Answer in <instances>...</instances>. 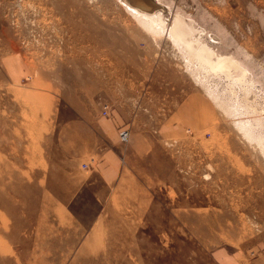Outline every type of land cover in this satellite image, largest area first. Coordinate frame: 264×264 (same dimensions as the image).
Returning <instances> with one entry per match:
<instances>
[{"label":"rangeland","instance_id":"374dc122","mask_svg":"<svg viewBox=\"0 0 264 264\" xmlns=\"http://www.w3.org/2000/svg\"><path fill=\"white\" fill-rule=\"evenodd\" d=\"M151 1L248 76L199 81L121 0H0V264H264V0ZM83 118L130 131L109 187L61 152Z\"/></svg>","mask_w":264,"mask_h":264},{"label":"bare ground","instance_id":"6f19581e","mask_svg":"<svg viewBox=\"0 0 264 264\" xmlns=\"http://www.w3.org/2000/svg\"><path fill=\"white\" fill-rule=\"evenodd\" d=\"M121 1L123 3H125V5H126L125 8L127 9V11L130 12L139 21V23L142 24L147 29V31L153 33L156 36H158V35L159 36H162V35L168 36V38H170L174 42V44L178 47V49H181V51L184 53L187 69L190 70L191 73L196 77V79L198 78L199 81L202 82V80H201L203 78L202 75L204 76V74H202V71H203V73H205V72H209L210 69L211 70L213 69L217 72V70L219 71V70L228 69V68L230 69V67H235L236 69L240 68L241 71L244 74L247 73L246 76H248L247 69L242 66L243 63H241L242 64L241 65L236 58L224 55L221 52L219 53L217 51V49H214L215 40L206 41L205 38L204 39L202 38L203 37L202 33L204 32V30L197 27L194 24L193 19H190V18L186 19V17L184 15H182L181 13H177V14L173 15V17L171 19H169L167 11L163 10V9L155 11L154 13H150V11L155 7V4L153 3L154 6H149V7L144 8V6H142V5L144 2H146L145 0H130V2H127L126 0H121ZM136 1H138L139 3ZM149 1H151V0H149ZM159 1L161 2V0H159ZM159 5H161V4H159ZM217 43H219V41ZM217 73H214V74H217ZM221 74H222V72H221ZM240 78H241V76L237 77L238 80H241ZM245 83H246V81H245ZM204 84H205V82H204ZM215 84H218V83H215ZM239 85H241V84H239ZM207 86H208V84H207ZM222 90H225V89H222ZM222 90H221V92H222ZM209 92H211L210 95L213 98V100L216 99V101L214 100L215 102L218 101L221 105L225 104L224 102L218 100V96H216L215 90L211 89ZM232 92H233V90H232ZM222 94H225V93H222ZM218 95H219V91H218ZM235 95H236V93H235ZM223 98H224V96H223ZM233 98H235V97H233ZM226 100L224 99V101H226ZM230 104H232V103H230ZM233 107H235V105H233ZM250 109H251V107H250ZM230 110H232L231 105H230ZM235 110L230 111V112H232L233 115L237 114L235 116H238V115L240 116V110L241 109H240L239 103L236 104ZM260 113H259V115H260ZM251 121L250 120H242V119L239 120V123L241 124V129H243V131L249 136L252 133H254L253 129L257 125V124L252 123ZM257 127H260V126H257ZM259 129L261 131V128H259Z\"/></svg>","mask_w":264,"mask_h":264},{"label":"crops","instance_id":"0c3cea01","mask_svg":"<svg viewBox=\"0 0 264 264\" xmlns=\"http://www.w3.org/2000/svg\"><path fill=\"white\" fill-rule=\"evenodd\" d=\"M117 127L114 122L109 126L107 121L103 123L99 118H83L71 124L68 122L65 126L66 134L62 133L61 137V152L70 161L77 163V170H81L80 162L87 163L84 174L92 178L88 183L90 187H95L97 180L109 187L121 176L126 150L121 146Z\"/></svg>","mask_w":264,"mask_h":264},{"label":"built area","instance_id":"2783aa9c","mask_svg":"<svg viewBox=\"0 0 264 264\" xmlns=\"http://www.w3.org/2000/svg\"><path fill=\"white\" fill-rule=\"evenodd\" d=\"M103 115L106 117H109L111 115V111L108 104L104 105L103 107ZM119 135H120V140L122 142H128L130 139V131L128 129L120 130ZM84 166L87 167V164H84Z\"/></svg>","mask_w":264,"mask_h":264},{"label":"water","instance_id":"95a60500","mask_svg":"<svg viewBox=\"0 0 264 264\" xmlns=\"http://www.w3.org/2000/svg\"><path fill=\"white\" fill-rule=\"evenodd\" d=\"M145 1L146 2H144L143 5H142V6H144V8L145 7H149V6H154V4L152 3V1H149V0H145ZM136 2H138V1H136Z\"/></svg>","mask_w":264,"mask_h":264}]
</instances>
